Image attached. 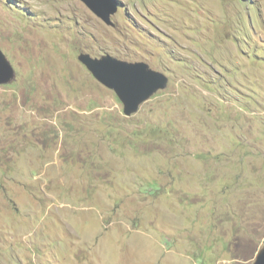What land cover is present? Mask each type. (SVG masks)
<instances>
[{
  "label": "rangeland",
  "instance_id": "rangeland-1",
  "mask_svg": "<svg viewBox=\"0 0 264 264\" xmlns=\"http://www.w3.org/2000/svg\"><path fill=\"white\" fill-rule=\"evenodd\" d=\"M0 0V264H254L264 0ZM169 78L133 117L79 61Z\"/></svg>",
  "mask_w": 264,
  "mask_h": 264
},
{
  "label": "water",
  "instance_id": "water-1",
  "mask_svg": "<svg viewBox=\"0 0 264 264\" xmlns=\"http://www.w3.org/2000/svg\"><path fill=\"white\" fill-rule=\"evenodd\" d=\"M105 24L115 27L113 16L123 5L117 0H81ZM79 61L106 88L113 90L124 105V114L133 117L143 104L159 91L166 90L169 78L153 70L146 62H127L111 55L95 58L82 53ZM17 72L0 49V87L12 84ZM254 264H264V246Z\"/></svg>",
  "mask_w": 264,
  "mask_h": 264
}]
</instances>
